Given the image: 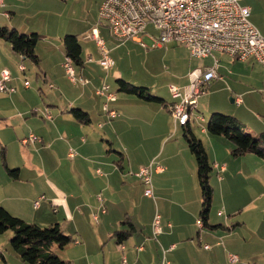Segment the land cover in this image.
I'll list each match as a JSON object with an SVG mask.
<instances>
[{"label": "crops", "instance_id": "1", "mask_svg": "<svg viewBox=\"0 0 264 264\" xmlns=\"http://www.w3.org/2000/svg\"><path fill=\"white\" fill-rule=\"evenodd\" d=\"M24 2L25 0H3L2 9L7 10L2 12L5 19H0L6 21L3 25L17 28L16 14ZM149 35L147 33L143 36H147L153 44ZM0 50L4 55L2 57L0 54L4 61L0 72L4 69L9 70L12 77L10 85L16 89L11 95H0V100L8 101L9 104V109L5 111L11 110L9 113L1 114L0 125L4 126H0V129L3 131V127L9 128L10 123L16 122L17 129L20 127L18 137L21 133L26 135L27 131H34L31 134L35 133L38 141L28 145L29 148H34L29 149L30 156L27 157L26 165L40 177L46 173L43 172L46 164L43 154L49 149H53L55 153L62 149L66 158H69L71 148L76 149L78 155L69 160L74 166L80 167L83 173L79 178L77 192L66 194L61 187L51 181L50 183L43 181L40 190L33 192L29 186L36 188L35 184L27 180L21 181L26 165L14 166L19 170L17 180H12L0 171V180H6L4 182L7 186V189L0 188V204L9 213L43 226L47 211L50 210L49 208L47 210V204L40 203L39 208H35L33 204L41 197H45L46 193L51 199L50 203L58 207V210L53 211L60 221L62 230L72 227L68 225L69 222L73 223L74 228L70 230L71 233H76L75 245L85 251L90 249L89 242L77 228L76 220L87 217L93 220V215L98 214L100 222L94 236L97 243L103 246L104 254L102 261L97 264H121L123 256H126L129 264H264L263 159L255 155L231 157L229 143L216 141L208 132L200 131L213 167L210 182L214 190L209 220L200 227L198 221L201 219L202 198L196 160L183 138L182 126L172 127L173 118L170 110L172 101H165L166 104L153 111L155 116L145 117L138 112L128 113L125 106L128 102L140 103H134L136 101L130 97H117L110 109L122 116L115 118V121H109L110 124L107 122L108 115L103 107L105 98L97 95L96 90L100 87L94 84L83 86L79 93H72V96L63 92L60 87L58 92L68 99L66 103L64 99L54 97L56 93L48 92L50 96L42 95L46 97L47 102L43 98L42 104L30 106L26 99L28 93L32 91L24 85L28 70L24 64L25 60L6 42L0 43ZM58 55L57 67L64 70L66 57L64 47L63 53L59 50ZM210 59L213 60L212 57L203 59L202 66L191 69L186 87L191 83L192 71L211 67V64L205 63ZM21 62L25 66L24 72L18 70L17 64ZM93 62L92 58H88V64ZM242 63H246L245 73L237 77V80H233L238 84L236 92L233 88L230 89L233 103H236L243 113L232 114L243 122L251 133L257 134L264 132V116L261 115L264 114V66L254 61ZM85 64L84 61V67H81L82 74L85 73L83 71ZM219 71L220 61L217 80L223 78ZM82 74L80 76H83ZM55 76L50 71H45L41 76L36 74V78L52 90L54 86L59 87ZM50 85L53 88H50ZM21 87L27 91L22 92ZM239 99L242 101L240 104L237 103ZM120 101L122 104L118 105ZM75 108L89 114L88 124L80 122L73 116L71 111ZM143 109L151 111L148 107ZM102 120L107 124H103ZM204 122L203 118L201 123ZM24 126H27L28 130ZM101 129L104 133L100 131ZM120 130H124L126 139L122 134H118ZM112 132L117 133L118 140L116 136V141L107 139L110 138L107 134ZM194 134L197 136L195 132ZM26 137L21 140L22 144ZM65 137L68 139L66 143ZM31 151H34V154ZM152 162H158L165 168L163 172H155L153 175L155 199L145 195V187L136 176L141 167ZM127 168L130 169L129 172ZM91 171L94 174L93 178ZM84 173L89 177L86 178ZM126 181H129V184ZM240 181L245 186V195L236 194L240 189ZM120 182H123L122 188L129 185L126 197L118 196L117 187L120 186ZM99 194L103 196L102 203L97 199ZM218 195L220 198H217ZM102 209L106 212L102 213ZM156 213L161 215L162 226V233L157 239L154 238L152 228ZM48 216L49 220L53 218L52 214ZM129 229H133V232L126 240L117 242L113 237L115 232ZM139 247L143 249L139 251ZM0 255L6 264H10V260L6 259L1 251ZM232 256H237L238 261L233 263Z\"/></svg>", "mask_w": 264, "mask_h": 264}, {"label": "rangeland", "instance_id": "2", "mask_svg": "<svg viewBox=\"0 0 264 264\" xmlns=\"http://www.w3.org/2000/svg\"><path fill=\"white\" fill-rule=\"evenodd\" d=\"M103 1L104 0H25L24 4H22V8H19V12L16 14L17 17L15 20V26H17L18 29L5 26L6 24L3 25V22L6 21H0V27H8L10 29L14 28L19 33L25 35L38 34L40 36V40L36 47V54L39 57V65L30 60H25L24 62L28 69L26 80L29 81V84L31 85L29 89L32 91V93H28L27 95V104L30 106L34 104H42L44 98L42 95L47 94L48 92H53V94L56 93L54 94V97L58 96L61 99H64V102L66 103L68 102V99H65L66 97L58 92L60 91V87L63 92L68 93L71 96L73 95L72 93H79L83 89V86H77L70 82L65 68L64 70H60L57 67L58 60L56 59L59 56V50L63 53V40L67 35L78 37L83 50L82 58L86 62V67L83 69L85 73L83 72V74L81 73V67L74 65L77 77L79 78L82 74L84 78L89 80V84H94L99 87L106 83L109 86V92H113L117 97L132 98L136 101L134 103L140 104H133L131 102L126 103L125 106H127V112L131 114L138 112L145 117L151 115L155 116L153 111H156L158 107H162V103L147 102L139 99L137 96L119 92V83L117 80L121 79L133 86L145 88L151 96L170 102L172 101V98L169 87L171 85H175L184 89L186 87L185 85L188 83L187 77L191 69L202 66L204 63L202 60L192 58L187 48L177 42H172L161 48H152V42L149 38L147 36H142L141 39L143 43L148 46V48H145L140 42L135 40H119L115 38L108 25L99 18V10ZM242 4L247 5L252 9L250 20L264 36V0H242ZM3 11L7 10L0 8V19L4 20ZM95 28L98 30L100 38L104 41L106 48L110 52L111 58L115 61V67L109 72L103 71L98 64V61L101 59L100 50L96 42L90 38L93 29ZM146 32L150 35L158 34V32H156L151 25L148 26ZM0 43L5 42L0 40ZM0 54L4 57L1 50ZM214 56L220 61L221 71L219 72L222 74L223 78L220 80H213L210 87L204 88V94L199 98L198 108L194 111L196 117H202L205 119L204 123H200L197 120L192 122V130L200 139L203 137L200 131H202L203 128H207L208 120L211 114L220 113L234 116L233 114L241 115V113H243L239 110L240 107L236 103L232 102L233 95L231 94L232 91L230 88H233L236 92L235 88H238V84L234 83L233 80H237V77L245 73L244 68L246 67V63L234 60L224 54L215 53ZM2 57H0V68L3 65L2 63H4V61H2ZM88 58H92L94 62L92 64H88ZM205 63L206 65L211 64L212 66L213 60H206ZM17 66L19 68L18 64ZM45 71L53 72V74L56 75L55 78L58 81L59 87L54 86L53 90L49 89L44 82L36 78V74L41 76ZM21 91L25 92L27 90L21 87ZM1 94L3 93H0V95ZM48 96L50 95L47 94L46 97ZM46 97L44 98L45 102H47ZM69 99H71V97H69ZM112 103L113 102H110L109 106H113ZM117 104L121 105L122 101ZM143 107H148L151 111H147L143 109ZM8 109V101L0 100V123L2 121L1 114L11 112V110L5 111ZM261 115L264 116L263 113H261ZM121 116H118L117 118ZM112 120L115 121L116 119ZM109 121L110 120L108 118L107 122ZM101 122L105 125L107 124L104 120ZM110 122L108 124H110ZM10 124L9 128L3 127V131L0 129V171L1 173L3 171L5 175L12 179L3 166V157L1 153L2 148L5 149L7 166L11 170H18L15 169L17 166L23 167V165L27 164V157L30 156V154H28L30 151L29 149L33 150L34 148H29L28 145L35 143H23L25 145L24 146L21 140L26 136V138H28V134H31L34 131H27L25 133L26 135L21 133L18 137L20 127L17 129L16 126L18 124L16 122ZM24 127H26L25 129L28 128L27 126ZM172 127H175L173 119ZM179 130H181L180 132L182 133L181 126H179ZM100 131L103 132L102 129ZM116 134L117 133L113 134V132L112 134L108 133L107 136H110V138L107 139L116 141L117 138L118 140ZM118 134H122V137L126 139L124 130L118 131ZM214 139H216V141L229 143L228 145L231 147L230 152H232V148L234 149V145L231 144L230 141H227L226 138L214 136ZM67 141V138L64 139L65 143ZM218 143L220 142H217V144ZM216 147L218 146L216 145ZM61 150L58 153H55L53 149L44 151L43 157L46 160V164L44 166L45 169L43 171L46 172L44 176L41 175L40 177L38 174H35L33 169H29L30 167L26 165L21 176V181L24 182L27 180L33 185L35 184L36 188L29 186L33 192L40 190V186L43 184V181L45 183H50V181L53 182L56 186L61 187L66 194H70L73 191L77 192L80 181L79 178L83 176V173L80 170L81 168L74 166L71 160L66 158L67 156L64 152H62L63 150ZM73 150L78 155L76 149ZM31 153L34 154V151H31ZM230 156L234 157L232 156V153H230ZM39 167L42 168V166ZM126 170L127 172L130 171L129 168ZM91 173V178H93L94 174L92 171ZM84 176L86 178L89 177L86 173H84ZM4 181L6 180H0L1 189L2 187L7 189ZM126 182L129 184V181ZM122 183L123 182H120V186L117 187L118 196L121 197L123 195V197H126V193L129 191L127 188L129 185L122 188ZM244 188V184L240 181V189L236 192V194L245 195ZM44 195H46V199L41 202V204H47V210L49 208L50 212L47 211L43 227L51 224H59L60 221H58L59 219L55 217L56 214L53 211L58 210V207H55L52 203H50L51 199L50 197H47L46 193ZM217 198H220V196L218 195ZM50 214L53 215V218L49 220L48 215ZM23 220L25 221V219ZM26 222L31 223V221ZM76 222V226L80 230V233L88 240L90 249L85 251V249H81V247L75 245L74 241L77 236L76 233H71L70 230L71 228H74V224L69 222L68 225H71L72 227L65 231L63 230V232L66 235L72 236L73 242L62 250L54 246V251L61 260L71 262L72 264H87V262L90 264H97L101 262L104 254L102 249L103 246L97 243L96 237L94 236L97 224L90 217L80 219L78 221L76 220ZM12 236L13 235L10 231L0 234V251L6 259L8 258L10 260V264L23 263L15 254L11 246L10 240ZM85 257L90 259H85ZM0 264H6L1 255Z\"/></svg>", "mask_w": 264, "mask_h": 264}, {"label": "built area", "instance_id": "3", "mask_svg": "<svg viewBox=\"0 0 264 264\" xmlns=\"http://www.w3.org/2000/svg\"><path fill=\"white\" fill-rule=\"evenodd\" d=\"M3 7V0H0V8ZM250 16L251 8L243 5L242 0H105L99 10L100 20L108 25L113 36L119 40H135L148 48L141 37L147 34L146 30L151 25L158 32L157 35L148 34L153 41L152 48L177 42L185 46L193 58L200 60L213 58L211 67L198 68L191 72V83L188 87L184 89L175 85L169 87L172 98L170 110L175 126H186L195 120L201 123L203 118L196 117L194 111L198 108L204 88L218 78L219 60L214 56L215 53L227 55L237 61H254L264 66V36L251 22ZM90 38L96 42L100 50V67L103 71L109 72L115 67V61L96 28L93 29ZM74 65L71 57H65L64 68L70 81L75 85H88V79L83 76L77 77ZM19 69L25 71L23 62L19 64ZM11 80L9 70L4 69L0 72V93L11 95L16 92L10 85ZM25 86L30 88L28 81L25 82ZM50 88L53 86L50 85ZM96 93L106 100L103 107L109 120L117 118L119 113L109 106L117 96L109 92V86L104 83ZM241 102V99L237 101L238 104ZM37 141L38 138L30 134L23 143ZM76 156V152L71 149L69 158L74 159ZM164 170L165 168L158 162H152L141 167L136 174L145 187L147 197L155 199L153 175ZM44 199L45 197H41L36 201L35 208H39L41 200ZM97 199L100 203L104 201L100 194ZM105 212V209H102V213ZM93 221L96 224L100 222L98 214L93 215ZM198 225L203 227L201 219ZM152 228L154 238L157 239L162 233L159 213L154 217ZM142 249L143 247L138 248L139 251ZM231 261L237 262L238 257L232 256ZM121 264H129L126 256L122 257Z\"/></svg>", "mask_w": 264, "mask_h": 264}, {"label": "trees", "instance_id": "4", "mask_svg": "<svg viewBox=\"0 0 264 264\" xmlns=\"http://www.w3.org/2000/svg\"><path fill=\"white\" fill-rule=\"evenodd\" d=\"M0 40L8 43L22 59L30 60L39 65V57L36 54V47L40 40L38 34L25 35L14 28L0 27ZM63 47L66 57H71L75 65L84 67L82 47L77 36H65ZM117 82L119 83V92L137 96L147 102L166 104L163 99L151 96L145 88L133 86L121 79L117 80ZM71 112L80 122L85 124L90 122L89 114L81 109L75 108ZM182 128L183 138L196 160L198 183L202 198L200 218L203 223H207L214 194L210 182L213 167L209 161L206 148L202 140L194 134L191 123L182 126ZM206 132L211 136L224 137L230 141L234 145L232 155L235 158L255 155L264 160V132L251 133L246 125L234 116L220 113L211 114ZM1 153L5 170L13 180H17L19 178V170H11L7 166L4 148H2ZM8 231L13 235L10 240L11 246L24 264H72L61 260L54 251V246L62 250L73 242L72 236L66 235L59 224L43 227L34 223H27L23 219L13 216L0 204V234ZM132 232L133 229L115 232L113 237L117 239V242H120L129 238Z\"/></svg>", "mask_w": 264, "mask_h": 264}, {"label": "water", "instance_id": "5", "mask_svg": "<svg viewBox=\"0 0 264 264\" xmlns=\"http://www.w3.org/2000/svg\"><path fill=\"white\" fill-rule=\"evenodd\" d=\"M233 102V101H232Z\"/></svg>", "mask_w": 264, "mask_h": 264}]
</instances>
